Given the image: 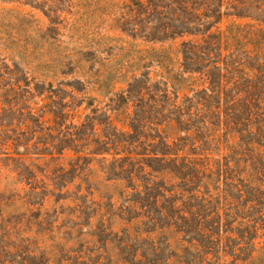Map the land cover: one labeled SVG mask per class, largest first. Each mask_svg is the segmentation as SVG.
Returning a JSON list of instances; mask_svg holds the SVG:
<instances>
[{
  "label": "rangeland",
  "instance_id": "obj_1",
  "mask_svg": "<svg viewBox=\"0 0 264 264\" xmlns=\"http://www.w3.org/2000/svg\"><path fill=\"white\" fill-rule=\"evenodd\" d=\"M179 3L0 0V264H131L145 242L169 249L162 257L174 255L172 264H187L192 256L202 264L264 259L263 231H253L259 215L246 209L254 199L249 190L264 194L249 147L232 129L225 141L218 113L204 109L207 125L199 117H187L189 124L170 106L186 108L185 99L207 86L185 71L184 43L222 34V49L234 48L226 36L246 21L228 16L220 0ZM186 31L193 34L173 38ZM116 132L129 134L120 137L127 145L119 150L111 140ZM159 133L172 150L157 143ZM239 147L246 151L234 155ZM168 151L205 161L206 174L213 172L199 188H187L209 201L206 213L215 211L206 224L215 233L212 242L160 229L136 217L138 211L124 210L133 191L104 170L116 153ZM228 157L234 174L250 178L241 200L228 198L219 171ZM220 216L221 222H210ZM254 236V246L248 245Z\"/></svg>",
  "mask_w": 264,
  "mask_h": 264
},
{
  "label": "trees",
  "instance_id": "obj_2",
  "mask_svg": "<svg viewBox=\"0 0 264 264\" xmlns=\"http://www.w3.org/2000/svg\"><path fill=\"white\" fill-rule=\"evenodd\" d=\"M174 1L183 2V0ZM220 2V8L226 6V9L230 11L228 16L246 21L245 24L233 26L230 29V35L226 36L227 39L233 40L234 48H230L227 44V47L222 49V34H210L204 37L202 42H185L183 52L187 65L184 66L185 71L191 76L199 75L207 86L195 96L185 99L186 108L176 103L170 106L173 107L176 115L183 117L184 122L189 124L191 121L187 117H199L204 119L207 125L206 117L202 113L204 109L207 110V114L218 113L220 124L224 123L226 128L223 134L226 137L225 141L229 140L231 129L232 133L236 131L240 134V140L250 148L247 149L252 153L249 161L253 168V175L256 176L257 183L261 182L264 185V0H220ZM167 8L171 9L172 6H167L165 9ZM219 14L222 13L219 12ZM214 15H206V18ZM185 34H193V32H182L173 38L183 37ZM224 51L228 54L224 55ZM165 97L166 101H170L167 95ZM216 99L218 106L214 107L212 102H216ZM123 135L129 134L116 132L111 138L115 140L114 145L117 150L127 145L120 140ZM155 139L157 143L169 148L160 133ZM239 150L244 152L246 148L239 147L233 152L234 155H238ZM117 156H121V153H116L112 158L111 169L104 170L108 175L113 174L116 181L129 183L127 188L133 192L126 196L128 198L125 200L124 210L138 211L136 217L143 215L155 227L160 225V229L174 228L186 237L197 235L201 239L212 242L215 233L208 229L206 224L215 211L206 213L209 209V201L196 196L194 194L196 189H187L193 186L199 188L206 177L211 179L213 172L206 174V171L210 169L204 164L205 161L191 162L186 157H179L169 151L154 156L138 155L136 157L131 154H125L124 157ZM232 157H228L230 160H227L225 164L219 165V171L224 176L225 186L229 192L228 198L235 200L234 198L239 197L241 200L247 194L245 188L248 187L244 182L250 178L241 177L243 172L234 174L235 170L229 167L230 162L234 161ZM103 160L106 158L103 157ZM173 179L179 180V186L167 184ZM138 182L140 184H137ZM219 182L220 179L215 183ZM176 190L181 191L179 198L174 194ZM249 194L254 199L247 200L246 205L249 202L253 205L246 209H256V214L259 215L253 226L254 234L256 236L258 231H263L264 236V194H257L253 190H249ZM235 207L238 209L239 205ZM231 214L232 211H229L226 216L230 218ZM218 221L221 222V216L217 220L213 217L210 222ZM255 236L249 239L248 245L254 246ZM191 239L190 243L193 245L192 242L196 239ZM120 244L127 250L133 249L129 243L121 242ZM145 246L146 250L141 246L133 252V255L131 254V264H172L174 255L162 257L163 253L168 252L169 249L164 251L161 245L153 242H145ZM200 247L203 248V245L200 244ZM152 257L154 259L148 261ZM202 263L203 260L196 261L192 256L187 264ZM260 264H264V259L260 260Z\"/></svg>",
  "mask_w": 264,
  "mask_h": 264
}]
</instances>
